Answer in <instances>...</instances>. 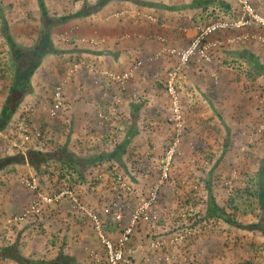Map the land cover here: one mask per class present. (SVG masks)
Wrapping results in <instances>:
<instances>
[{
    "label": "rangeland",
    "instance_id": "374dc122",
    "mask_svg": "<svg viewBox=\"0 0 264 264\" xmlns=\"http://www.w3.org/2000/svg\"><path fill=\"white\" fill-rule=\"evenodd\" d=\"M46 2L54 14H69L79 8L83 0ZM247 2L256 14L264 17V0ZM214 14L216 15H208L209 22L201 26L187 47L173 49L189 48L202 28L215 23H227L230 27L224 29L236 28L234 30L238 33L251 29L252 26H263L256 22L238 25L244 15L240 4L236 7L233 17L219 10L214 11ZM2 15L10 23L18 41L29 44L35 40L40 21L37 0H0V28ZM224 29L210 33L201 48L185 65L180 64L177 54L167 51L179 60L177 66H173L165 77L167 83L169 72H179L176 87L180 99V118L176 119L174 100L170 97V100H154L153 110H162L168 117L166 121H153L152 127L147 126L150 127L149 130L153 128V145L159 144L158 151L143 155L146 157L145 161H149L145 165H150V169L135 166L134 171L126 175L118 167L111 169L112 173L104 169L103 173L110 174V178H113L110 181V189L102 185V182L89 191L82 190L83 184L78 185L83 194L90 193L96 204L106 208L113 196L112 190L116 180L122 179L123 175L124 180L131 183L123 191L127 201L120 204L121 220L115 217L117 208L109 215V218L114 220L111 221L110 227L112 229L115 226L113 230L120 227L119 222L122 225L124 216L128 218L139 208H144L157 187L158 192L162 190L169 193L164 201L158 198L153 201V242L171 247L172 253L163 249L154 251V264H164V259L167 264H264V236L261 232L240 229L223 220H202L208 204L209 191L233 219L243 224L257 222L260 216L259 204L252 192L256 189L253 174L258 171L264 157V74L237 52L247 50L255 53L264 65V38L263 45L260 39V42L252 39L246 44L239 42L229 46V42L214 37L215 33ZM259 31L264 33V30ZM214 42L217 45L208 48L203 56V45ZM249 47L253 48L254 52ZM14 71L15 65L11 60L9 47L0 30V105L7 96ZM157 102L159 105L156 106ZM114 104L112 100V104L105 106L100 113L94 109L93 113L98 115L99 119H106L107 114L111 116L110 113L119 112L121 104ZM49 105L51 104L47 105V109ZM70 110L71 105L67 100L63 110L66 115L64 124L67 126L70 122ZM32 116L27 115L25 119L17 117L7 131L0 133V156L16 152L19 147L15 146V143L21 145L23 150L46 144L47 139L42 137V134L32 142H24L22 136L25 132L40 131V128L32 126ZM100 126L104 127L105 124ZM67 129L65 126L64 131L59 133L65 136ZM64 136H61V139L64 140ZM86 142L75 141L76 149L81 146L88 148L89 144ZM14 167L0 172V244L14 242L18 232L24 230L26 233L22 236L20 244L25 254L35 252L40 256H52L57 249L45 242L49 241L50 234H45L44 231L38 238L24 229L26 218L21 208L27 204L26 199L29 196V189L24 185V181L32 175L19 166L15 169ZM33 179L36 183L39 182L38 179ZM46 179L51 186V178L47 176ZM95 179L99 182L102 176H96ZM155 182L157 184H154ZM57 190H44V195ZM106 194L108 198L105 197ZM101 198L104 199L102 202ZM130 212L132 213L128 216ZM12 214L20 215L18 219H12ZM128 220L130 225L132 216ZM195 221L196 225L193 224ZM183 223L185 225L181 226ZM192 225L194 227L190 228ZM253 243L254 248H251Z\"/></svg>",
    "mask_w": 264,
    "mask_h": 264
},
{
    "label": "crops",
    "instance_id": "0c3cea01",
    "mask_svg": "<svg viewBox=\"0 0 264 264\" xmlns=\"http://www.w3.org/2000/svg\"><path fill=\"white\" fill-rule=\"evenodd\" d=\"M224 1L229 9L221 6V0H213L207 6L205 0H113L97 13L72 19L55 28L52 38L58 52L43 58L32 78L33 91L25 97L13 122L17 117L25 119L27 115H33L30 120L33 121L34 128L49 126L56 135L63 132L66 126L68 129L65 134L70 135L72 141H87L89 147L86 151L113 150L126 138L133 136L128 144V154L124 156V164L129 169L132 166L150 169V165H145L149 161H145L143 155L158 151L159 144L153 145V128L149 130L150 127L147 126L152 127L153 121L167 120L165 112L153 110L154 100H170L165 76L179 61L177 56L170 55L167 51L187 47L201 26L209 22L208 15H216L214 11H224L226 15L231 14L233 17L236 10L234 4L239 6V2ZM234 29H224L215 33L214 37L229 42V46L239 42L246 44L252 39L261 41L262 44L263 31L252 27L241 30L240 34ZM67 33L68 40L64 38ZM249 48L254 52L253 48ZM138 61L142 62L141 66L121 92L116 83L101 73H122ZM75 66H78V70L64 88L66 99L71 105L70 122L67 126L64 124L65 114L60 119H53L49 110L55 85L65 78L69 68ZM97 79L99 83L96 82ZM116 94L122 100L119 112L110 113L111 116L107 114L106 119H99L93 109L100 113L105 106L112 104ZM48 104L51 105L47 109ZM103 124L104 127L100 126ZM60 135L64 136L59 133V137ZM60 140L63 139L60 137ZM109 164L106 162L99 167L102 169L99 183L102 182L108 189L113 178L103 172ZM112 164L115 165L112 169L117 168L115 162ZM152 164L151 161V166ZM108 172L112 173L110 170ZM30 174L33 176L32 171ZM105 197L108 198V195ZM81 198L87 210L96 212L101 208L90 193H82ZM103 200L101 198L100 201ZM66 216L67 213L63 210H55L52 216L53 228L48 225L45 233L50 234L49 241L45 242L57 249L55 254L63 248L81 264H106L108 252L106 254L103 251L105 246L95 234L92 221L89 218L81 220L80 217L78 222V219ZM129 217L124 216L122 225L119 222L117 230H113L115 226L105 229L107 236L116 241L130 223ZM153 231V220L139 223L124 251L125 257L132 264H154ZM254 245L255 243L250 247L254 248Z\"/></svg>",
    "mask_w": 264,
    "mask_h": 264
},
{
    "label": "trees",
    "instance_id": "16d2710c",
    "mask_svg": "<svg viewBox=\"0 0 264 264\" xmlns=\"http://www.w3.org/2000/svg\"><path fill=\"white\" fill-rule=\"evenodd\" d=\"M111 1L113 0H83L81 7H79V9L75 12H71L70 14H54L53 12H51L46 0H37L40 14L39 27L35 40L29 44L21 43L15 38L10 23L7 21L5 16L2 15L3 19L1 21L0 30L9 47V53L11 55V60L15 65V71L12 83L9 86L8 94L5 100L0 105V133L9 129L10 124H12L13 122V117L25 100V97L33 91L32 78L40 67L43 58L46 55L58 52L52 38L53 30L59 26L66 24L72 19L83 18L92 15L93 13H97ZM210 2H213V0H205V5H209ZM220 4L221 6H223V8L227 7L226 9H229L228 4H226L224 0H221ZM234 5L235 7H238L236 4ZM252 27L254 30H264L263 26ZM205 40H207V38ZM237 53L240 54V57H244L248 61H250L252 65L258 69L259 72L264 74V65L259 60L258 56L247 50H243L241 52L238 51ZM67 73L65 78L67 77ZM56 86L57 84L55 85V87ZM54 94L53 101L55 96ZM63 114L64 113L62 112L59 116L51 117L50 115V117L53 119H60ZM40 132L42 134V137H45L47 139L45 146L31 147L26 150H22L19 148L12 154H5L3 156H0V172L12 169L11 167L13 166H15L14 169L19 166L24 170H27L29 174L32 171L33 176H30L28 178L30 179V181L33 182V178L39 180V182L36 183V188H31L27 184H24L29 189V196L26 199L27 204H24V207L21 208L26 218L24 229L34 235V237L39 238V234L41 232L45 231L46 233L48 225H50L51 227L53 226L54 221H52V216L55 210H63L67 213L66 218L73 217L74 219H78V222L80 217L81 220L89 218L93 224L94 222L90 218L89 213L97 212L99 218L102 220V234L104 235V238L116 244L119 238H117L116 241L112 240L107 236L105 229H108V227L111 226L112 219L111 217L109 218V215L113 213L112 210L116 209V207L118 205L120 206V204H125V202L127 201L126 195L123 194V191L126 190L131 183H127L124 180V176L119 173L122 179L118 178L116 180L117 183L114 184L115 187L112 190L113 196L109 204L106 206V208L111 209V211L108 213L104 212V207L102 208V210L99 209L100 211L96 212L87 210V207L82 202L81 198L83 189H78V185L81 186L80 184H83L85 191L87 189L89 191L94 186L99 185V182H97V179H95V177L101 174L102 169H100L99 167H101L102 164L106 162L110 163L106 168L107 172L112 169L111 167L115 166L112 164V162H115L116 166L121 169L125 173V175L132 173L135 166H132L129 169V167L124 164V156L128 154V144L133 136L126 138L121 144L115 146L113 150L105 149L98 152L92 150L86 151L84 150V146L83 149H81V146L77 150L76 144H74L75 141L71 140L70 135H66V138L64 140H60L61 135L60 137L59 134L56 135L49 126H43L40 129ZM253 175V179H255L254 186H256V189L253 190L252 196L257 199L260 208V216L257 222L243 224L233 219L231 214L227 212L224 206L220 205L216 201V198L211 191H209L208 193V204L202 220H223L240 229L261 232L264 236V157L261 160L258 171H256ZM47 176H49L51 178V181L53 182L51 186H49V184L47 183ZM154 184H157V182H155ZM48 189L58 190L44 195V190ZM161 191L158 192L159 194L157 195V198L160 201H164V198L167 197L169 193H167L166 191ZM170 195L172 196V194ZM44 196L52 198V201H45V199L43 198ZM106 200L108 201V199ZM131 213L132 212H130V214ZM19 215L20 214H12V219H18ZM23 217L20 218L23 219ZM151 220H153V218H151ZM141 221L146 220L143 218L139 219V221L133 228L132 236L134 235V232ZM45 223L48 224L45 225ZM193 224L196 225L197 221L193 222ZM183 225L185 224H181V226ZM126 227L123 229L122 233L124 232ZM192 227L194 226L192 225L190 228ZM94 231L100 239L101 244L105 246H103V251H106L107 254L108 247L101 237L102 235L99 234L98 230L95 228V224ZM25 233L26 232L24 230H20L14 242L5 245L0 244V264H81L74 256L66 253L63 248H61L57 254H54L52 256H40L35 252L31 253L30 255L25 254L21 250L20 244L22 236ZM128 244L125 246V248L128 246ZM162 245L163 244L160 245V242H153V250H170L172 253L171 247ZM106 257L108 258V255H106ZM106 261V264H108V259H106ZM160 263L163 262L160 261ZM167 263L168 262L166 261V259H164V264Z\"/></svg>",
    "mask_w": 264,
    "mask_h": 264
},
{
    "label": "built area",
    "instance_id": "2783aa9c",
    "mask_svg": "<svg viewBox=\"0 0 264 264\" xmlns=\"http://www.w3.org/2000/svg\"><path fill=\"white\" fill-rule=\"evenodd\" d=\"M242 8L243 11V17L242 19L238 22V25H245L249 24L251 22H256V23H261V25L264 26V17L259 16L256 14L254 8L248 4L247 0H237ZM233 25V24H232ZM231 25V26H232ZM225 27H230L227 23L219 22L215 23L213 25L207 26L206 28H202L200 31V34L197 36V38L192 42V45L185 49V50H176L172 49L170 50L171 54H177L180 59V64L185 65L189 61V58L195 54L202 46V43L205 41L207 36L212 33L213 31ZM66 40L69 39L68 33L64 36ZM217 43H209V44H204L203 48L201 49V52L203 56L205 55V51H207L208 48L216 46ZM142 62L138 61L135 64H133L127 71H124L122 73H115V72H109V71H104L101 72L103 75H105L109 80L113 81L114 83L117 84V87L119 89V92L123 91L129 81L133 78L135 73L137 72V69L141 66ZM78 70V66H75L74 68H70L68 70L67 77L61 81L57 86L55 87V96H54V101L53 104L50 108V115L52 117L59 116L63 110H65L66 107V96L64 92V88L66 83L72 78L73 74ZM96 73H98L96 71ZM179 72L177 70L171 71L168 73L167 76V90L170 95L171 100H174V105H175V111L177 113L176 119L179 120L180 116L179 113L180 111L178 110V100L179 99V93L178 89L176 87V82L178 79ZM97 83H99V80H96ZM120 95L116 94L114 96V105L118 106L121 102L120 100ZM41 136V132L38 130H35L33 133L30 132H25L24 135L22 136L24 139V142H29L34 139V138H39ZM15 146H18L19 148H22L21 145L19 144H14ZM28 186L31 188H36V182H32L29 179H26L24 181ZM157 194H158V187L156 191L153 192V194L150 197V200L144 206V208H139L133 213L131 224L126 227L124 232L121 234V236L118 239V242L116 244L112 243L108 239L104 238L103 233V224L102 220L99 218L97 213H89L90 218L93 220L95 224V228L98 230L99 234H101L104 242L106 243L108 247V264H132L131 261L125 257V246L128 244V242L131 239L132 232L134 226L137 224L140 218L145 219L146 221H150L151 218H153V210H152V205L153 201H156L157 199ZM45 201H52V198H49L48 196L43 197ZM116 205V204H115ZM117 210L115 211V217L118 220H121L122 218V212L120 210V206L118 205ZM110 208H105L104 212L108 213L110 212Z\"/></svg>",
    "mask_w": 264,
    "mask_h": 264
}]
</instances>
